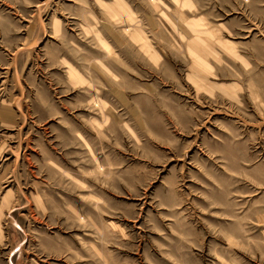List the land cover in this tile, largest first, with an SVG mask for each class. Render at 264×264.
Returning <instances> with one entry per match:
<instances>
[{
    "label": "rangeland",
    "instance_id": "obj_1",
    "mask_svg": "<svg viewBox=\"0 0 264 264\" xmlns=\"http://www.w3.org/2000/svg\"><path fill=\"white\" fill-rule=\"evenodd\" d=\"M0 264H264V0H0Z\"/></svg>",
    "mask_w": 264,
    "mask_h": 264
}]
</instances>
